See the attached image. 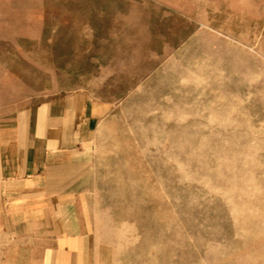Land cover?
Segmentation results:
<instances>
[{"label": "rangeland", "instance_id": "obj_1", "mask_svg": "<svg viewBox=\"0 0 264 264\" xmlns=\"http://www.w3.org/2000/svg\"><path fill=\"white\" fill-rule=\"evenodd\" d=\"M75 90L97 264H264V0H0V116Z\"/></svg>", "mask_w": 264, "mask_h": 264}, {"label": "crops", "instance_id": "obj_2", "mask_svg": "<svg viewBox=\"0 0 264 264\" xmlns=\"http://www.w3.org/2000/svg\"><path fill=\"white\" fill-rule=\"evenodd\" d=\"M108 105L75 90L0 116V264H97L74 185Z\"/></svg>", "mask_w": 264, "mask_h": 264}]
</instances>
